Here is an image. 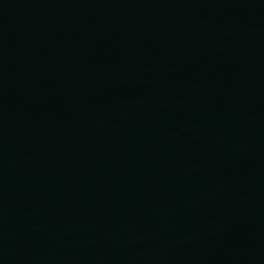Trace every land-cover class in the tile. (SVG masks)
Wrapping results in <instances>:
<instances>
[{"label":"water","instance_id":"obj_1","mask_svg":"<svg viewBox=\"0 0 264 264\" xmlns=\"http://www.w3.org/2000/svg\"><path fill=\"white\" fill-rule=\"evenodd\" d=\"M0 264H264V0H0Z\"/></svg>","mask_w":264,"mask_h":264}]
</instances>
